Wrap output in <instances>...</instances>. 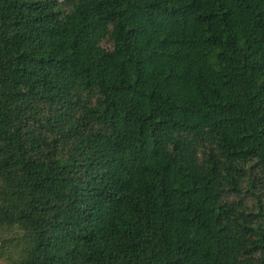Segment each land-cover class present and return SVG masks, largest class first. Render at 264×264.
<instances>
[{
    "label": "trees",
    "instance_id": "1",
    "mask_svg": "<svg viewBox=\"0 0 264 264\" xmlns=\"http://www.w3.org/2000/svg\"><path fill=\"white\" fill-rule=\"evenodd\" d=\"M0 264H264V0H0Z\"/></svg>",
    "mask_w": 264,
    "mask_h": 264
},
{
    "label": "rangeland",
    "instance_id": "2",
    "mask_svg": "<svg viewBox=\"0 0 264 264\" xmlns=\"http://www.w3.org/2000/svg\"><path fill=\"white\" fill-rule=\"evenodd\" d=\"M104 47H105V48H108V45H106V46H104ZM244 188H245V186L243 185V191H244ZM242 203H243L244 205H248V206L251 205V201H250V199L247 197L246 194L242 196Z\"/></svg>",
    "mask_w": 264,
    "mask_h": 264
}]
</instances>
